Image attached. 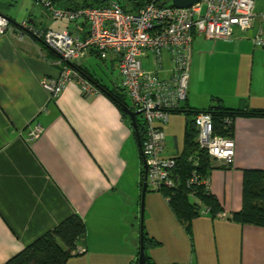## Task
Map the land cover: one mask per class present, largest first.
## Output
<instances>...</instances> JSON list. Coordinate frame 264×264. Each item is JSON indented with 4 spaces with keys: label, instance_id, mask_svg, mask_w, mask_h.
<instances>
[{
    "label": "crops",
    "instance_id": "crops-1",
    "mask_svg": "<svg viewBox=\"0 0 264 264\" xmlns=\"http://www.w3.org/2000/svg\"><path fill=\"white\" fill-rule=\"evenodd\" d=\"M15 1L0 0V13L17 24L8 9ZM22 1L28 14L23 21L86 36L83 20L59 21L47 11L37 16V0ZM253 13L251 28L235 30L230 39L209 40L193 33L186 100L176 112L184 115L183 133L191 116L182 110L202 111L217 103L231 110H264V0H254ZM258 35L262 46L253 43ZM91 58L100 59L89 52L77 59L78 67L107 90L118 88L116 58L100 59L99 74ZM143 65L150 67L149 58ZM60 67L57 56L41 42L0 34V264L72 214L86 227L77 246L84 252L66 264H132L139 248L143 168L136 137L101 91L83 95L71 80L51 98L42 81L58 77ZM164 67L169 68L165 53ZM36 125L41 133L28 140ZM232 138V164L219 168L215 163L209 176L210 193L227 218L207 213L192 220V246L165 199L145 192L144 232L158 242L145 244L150 264H200L197 252L193 258L195 240H209L221 252L229 242L241 255V264H264V227L228 221L241 209L243 171H264V117L234 118Z\"/></svg>",
    "mask_w": 264,
    "mask_h": 264
},
{
    "label": "built area",
    "instance_id": "built-area-1",
    "mask_svg": "<svg viewBox=\"0 0 264 264\" xmlns=\"http://www.w3.org/2000/svg\"><path fill=\"white\" fill-rule=\"evenodd\" d=\"M161 1L168 0H147L137 12L124 11L117 0L107 1L100 7L77 9L59 7L52 0L36 1L53 19L68 23L83 20L87 25L84 38L67 30L40 29L26 20L13 24L8 18L0 17V34L14 33L19 40H37L57 56L61 66L58 77L42 81L43 89L51 98L71 80L78 83L83 95L98 92L76 71L78 58L92 51L102 60L109 55L116 58L119 86L133 111L140 112L139 119L145 128L140 155L146 168V190L156 193L175 189L179 184L173 172L174 160L172 156H165L163 125L186 100L193 33L209 40L230 39L235 30H249L254 16V0H199L187 8L162 7ZM253 43L262 46L261 36L255 37ZM164 53L169 56V68L164 67ZM145 58L150 60L149 68L143 65ZM223 121L230 124L228 118ZM194 127L196 142L210 160L219 166H230L235 155L233 138L215 134L208 113H198ZM40 133L41 128L36 125L28 140ZM197 182L193 172L186 185ZM200 183L210 192L209 177ZM163 198L167 203L168 196ZM202 213L207 214L208 210ZM217 216L227 218L222 212Z\"/></svg>",
    "mask_w": 264,
    "mask_h": 264
},
{
    "label": "trees",
    "instance_id": "trees-1",
    "mask_svg": "<svg viewBox=\"0 0 264 264\" xmlns=\"http://www.w3.org/2000/svg\"><path fill=\"white\" fill-rule=\"evenodd\" d=\"M55 4L63 3L70 9L85 8V7H100L105 3L100 0H52ZM121 8L126 12H137L142 8L147 0H117ZM165 1H161V5ZM9 21L13 24L10 19ZM51 51V50H50ZM52 52V51H51ZM55 54L54 52H52ZM76 71L88 79L97 89L105 94L121 111L122 118L127 122L134 136V130L130 126L126 115L123 113L122 105L127 106L131 110L134 108L129 105L127 97L120 86L115 90H107L100 85L96 80H93L79 67ZM181 112V109L172 112ZM183 113L191 116L189 121H186L183 133V147L180 152L175 153L172 158L174 160L173 172L179 179V184L175 189H163L159 193L162 197L168 196L167 205L172 211L178 222L184 230L189 234L191 222L199 216L200 206L208 210V213L213 217H218L220 212L219 205L213 198L210 192H207L204 186L200 183L202 179L210 176L212 169L216 168L210 160L207 153L200 149L196 136L197 131L194 127V117L198 113H208L211 115L213 132L222 136L232 137V120L236 117H264V110H231L223 106L214 104L206 110H182ZM228 118L230 124L226 125L223 119ZM139 141L141 142L144 135V125L140 119L136 118ZM140 159V149L138 147ZM219 168H228L218 166ZM195 173L198 177V182L195 184L186 185L187 178ZM143 168L139 172L138 188L141 191L143 181ZM228 221L238 225H252L264 227V171L244 170L242 173V191H241V209L232 214ZM142 242L145 248L147 242L153 246L158 245V242L153 239H148L142 222ZM86 235V227L80 216L72 214L59 222L54 228L43 234L33 243L23 248L20 252L10 257L3 264H66L68 259L79 255L84 251L77 250L78 244ZM138 256V252L136 257ZM145 264H150L145 256Z\"/></svg>",
    "mask_w": 264,
    "mask_h": 264
},
{
    "label": "rangeland",
    "instance_id": "rangeland-1",
    "mask_svg": "<svg viewBox=\"0 0 264 264\" xmlns=\"http://www.w3.org/2000/svg\"><path fill=\"white\" fill-rule=\"evenodd\" d=\"M26 2L23 3L22 0H16L15 2L12 3L10 6L9 12L13 18L17 21V24L22 22L23 18L28 16L26 14V8L25 5ZM39 8L34 11L35 15L39 16V12L45 13L46 10L39 5V3H35ZM37 8V7H36ZM47 13V12H46ZM49 15V14H48ZM22 20V21H21ZM19 21V22H18ZM61 21V20H59ZM92 64L94 69H96V73H100L98 66L102 67L103 64L100 59H95L91 58ZM98 65V66H97ZM117 74V73H116ZM101 75V74H100ZM107 76H109L107 74ZM117 76L115 75V78ZM129 105H131V102L127 99ZM199 101H202L199 98ZM139 119V116H138ZM183 123H184V115L180 113H172L169 116L168 123H166L164 127V135H165V145L167 150L165 151V155L168 157L170 155L175 154L177 151L180 152L183 147ZM136 152V156H137ZM141 159L138 157V162H140ZM142 162V161H141ZM143 167V165H141ZM148 191V190H146ZM156 194L158 197H160L157 193ZM144 205H145V196H144ZM204 207L201 205L200 206V211H199V216L203 215ZM143 223H144V216H143ZM144 225V224H143ZM189 240L192 246V241L194 242V238L191 234L189 233ZM209 242V240H208ZM207 241H203L200 244H198L195 240V255L193 258L196 256V252L198 253L199 257V263L200 264H241V255H239V252L236 250V246L234 244L229 245V242L225 243L223 248H225V252H221V246L218 248L215 247L213 242L208 243ZM194 249V247H190V250ZM218 249V250H217ZM190 260V258H189ZM189 264V263H188Z\"/></svg>",
    "mask_w": 264,
    "mask_h": 264
},
{
    "label": "water",
    "instance_id": "water-1",
    "mask_svg": "<svg viewBox=\"0 0 264 264\" xmlns=\"http://www.w3.org/2000/svg\"><path fill=\"white\" fill-rule=\"evenodd\" d=\"M102 3H105L110 0H100ZM199 0H168L167 2H163L161 4L162 7H174V8H187L194 4H196ZM0 17H5L0 13ZM123 113L126 115L130 126L133 128L135 137L137 140L138 147L140 149V139L137 130L136 117L140 115L139 111H133L125 105H122ZM143 161V160H142ZM143 181H142V189L140 196V208H139V218H140V232H139V248H138V256L136 260L132 264H145V253L144 246L142 242V220H143V210H144V196L146 192V168H143Z\"/></svg>",
    "mask_w": 264,
    "mask_h": 264
}]
</instances>
